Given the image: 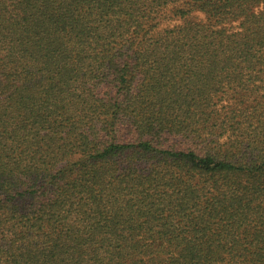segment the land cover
Returning a JSON list of instances; mask_svg holds the SVG:
<instances>
[{"label":"trees","instance_id":"1","mask_svg":"<svg viewBox=\"0 0 264 264\" xmlns=\"http://www.w3.org/2000/svg\"><path fill=\"white\" fill-rule=\"evenodd\" d=\"M0 264H264V0H0Z\"/></svg>","mask_w":264,"mask_h":264}]
</instances>
